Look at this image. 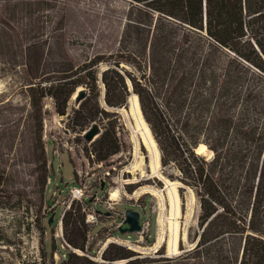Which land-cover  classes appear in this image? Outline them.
Listing matches in <instances>:
<instances>
[{
    "label": "trees",
    "instance_id": "16d2710c",
    "mask_svg": "<svg viewBox=\"0 0 264 264\" xmlns=\"http://www.w3.org/2000/svg\"><path fill=\"white\" fill-rule=\"evenodd\" d=\"M12 1L19 4L10 7ZM127 1L112 51L79 65L65 59L60 70L49 64L44 72L37 13L65 26L75 1L5 0L11 20L17 11L26 14L18 37L35 40L24 64L32 109L41 111L42 100L50 98L66 119L65 131L78 138L100 122L102 132L92 143L96 162L119 152L114 125L103 122L108 110L137 96L163 175L180 183L181 197L190 190L197 202L196 226L186 235L193 245L155 259L110 242L94 260L83 208L89 201L73 200L61 219L65 251L57 264H264V0ZM61 7L68 12L60 15ZM80 87L85 97L70 105ZM201 144L209 157L196 153ZM54 224L37 220L41 264L51 256L44 234ZM49 247L56 249L53 241Z\"/></svg>",
    "mask_w": 264,
    "mask_h": 264
},
{
    "label": "rangeland",
    "instance_id": "374dc122",
    "mask_svg": "<svg viewBox=\"0 0 264 264\" xmlns=\"http://www.w3.org/2000/svg\"><path fill=\"white\" fill-rule=\"evenodd\" d=\"M74 1L70 21L65 26L54 24L45 11L33 15L41 17L35 39L45 42L44 72H49V64H56L57 70L65 59L79 65L86 58L107 53L116 46L128 1ZM8 4L11 7L19 3ZM65 12L68 11L61 7L59 14ZM26 23V14L18 11L11 20L7 2L0 0V227L3 234L0 264H32L34 260L41 264L42 245L36 224L43 218L49 220L51 215H54V228L44 234L51 256L45 262L57 264L63 259L61 219L73 201L70 190L74 187L82 192V197L75 201H89L83 208L88 227L87 248L92 250V259L99 260L104 245L115 240L141 257L155 259L177 256L181 253L180 245L189 249L193 244L184 234L196 226L197 202L190 190L182 197L178 192L180 241L178 254H169L171 204L164 179L170 180L163 175L161 167L153 168L152 157L138 140L131 96L126 107L108 110L111 113L103 122L114 125L119 152L100 163L96 162L97 148L92 144L99 136L87 143L83 137L66 132L65 117L55 113L48 97L42 100L41 111L32 109L27 90L30 79L24 64L25 49L35 40L18 37ZM30 55L33 56L31 50ZM70 105H74L73 98ZM95 123L102 132L100 122ZM203 155L209 157L207 151ZM43 162L47 179L42 188ZM112 189L118 191V196L109 201ZM128 210L140 215L139 233L120 231L126 228L123 222ZM89 216L95 219L93 223L87 222ZM161 235L165 242L155 249ZM52 241L56 246L54 251L49 247Z\"/></svg>",
    "mask_w": 264,
    "mask_h": 264
},
{
    "label": "bare ground",
    "instance_id": "6f19581e",
    "mask_svg": "<svg viewBox=\"0 0 264 264\" xmlns=\"http://www.w3.org/2000/svg\"><path fill=\"white\" fill-rule=\"evenodd\" d=\"M80 90H82L81 87L77 89V92H79ZM75 94L73 95L72 98L75 97ZM131 109H132L131 112H133V115L135 117L134 119H136V123H137V127H138V129L136 131V133L138 135V140L146 148L149 155L152 157L153 168L157 169L158 167H160V152H159L157 144H156V142H155V140L151 134V131H150L147 123L145 122V120L143 118V115H142L140 107H139L137 96H135V95H131ZM118 110H120V109H118ZM204 151H206V147L202 144L199 145L198 148L196 149V153L198 155H202ZM209 156H210V154H209ZM164 182L166 184V187L169 190L168 192L170 194V204H171V217L169 218L170 225H169V229H168L170 231V239H169V243L167 242L168 251L170 252L169 254L176 255V254H178V244L180 241V229H179V224L177 221V217L180 214V203H179L180 201H179V195H178L177 187L180 186V183L174 182V181L173 182L168 181L165 179H164ZM117 196H118L117 190L111 191L109 193V201H114ZM159 221H161V220H159ZM185 237H186V234H184V238ZM164 242H165L164 235L159 236L157 242L154 245V248L155 249L159 248Z\"/></svg>",
    "mask_w": 264,
    "mask_h": 264
},
{
    "label": "water",
    "instance_id": "95a60500",
    "mask_svg": "<svg viewBox=\"0 0 264 264\" xmlns=\"http://www.w3.org/2000/svg\"><path fill=\"white\" fill-rule=\"evenodd\" d=\"M84 97H85V91L84 90H80L79 92L76 91L75 97L73 98L75 105H78ZM100 134H101V129L99 128V126L96 123H93L82 134V137L87 143H91L94 141L95 137L99 136ZM179 187H181V185ZM101 188H103V186ZM53 217H54V215H51L49 220H48L49 226L52 225ZM139 218H140V215L138 212L130 211V210L126 211L124 222H123V224L126 226V228L121 229L120 231H122L124 233H129V234L139 233L142 229L141 225L139 224ZM110 242L111 241L107 242L104 245L102 251L104 250L106 245Z\"/></svg>",
    "mask_w": 264,
    "mask_h": 264
},
{
    "label": "built area",
    "instance_id": "2783aa9c",
    "mask_svg": "<svg viewBox=\"0 0 264 264\" xmlns=\"http://www.w3.org/2000/svg\"><path fill=\"white\" fill-rule=\"evenodd\" d=\"M70 194H71V198H72V200H74V199L79 200L80 197H82V192H81V190L78 189V188H76V187H74V188H72V189L70 190ZM89 217H90V216H89ZM94 220H95V219H94L92 216L90 217V219L87 218V222H88V223H93ZM139 224H140V223H139ZM114 243H118V244H119V242H117L116 240L114 241ZM122 245L125 246V244H122Z\"/></svg>",
    "mask_w": 264,
    "mask_h": 264
}]
</instances>
